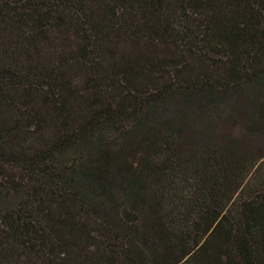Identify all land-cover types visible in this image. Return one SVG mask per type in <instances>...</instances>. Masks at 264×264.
Returning <instances> with one entry per match:
<instances>
[{"label": "trees", "instance_id": "16d2710c", "mask_svg": "<svg viewBox=\"0 0 264 264\" xmlns=\"http://www.w3.org/2000/svg\"><path fill=\"white\" fill-rule=\"evenodd\" d=\"M239 98L264 122V0H0V264H264Z\"/></svg>", "mask_w": 264, "mask_h": 264}, {"label": "rangeland", "instance_id": "374dc122", "mask_svg": "<svg viewBox=\"0 0 264 264\" xmlns=\"http://www.w3.org/2000/svg\"><path fill=\"white\" fill-rule=\"evenodd\" d=\"M195 66L192 67L191 73H201L205 72L211 66L209 65V59L204 57H195ZM203 61V66L201 62ZM208 66L206 65V63ZM197 65V66H196ZM169 78L168 76L166 77ZM248 111H251V107L247 105L242 98L234 99L230 101V106L223 107L219 114H217V118H212L214 124H212V130L215 134H225L226 136H230L233 139H236L238 143L242 146L244 150H247L253 159H257L256 165H263L264 163V122L255 126L254 119L250 120L248 116ZM232 114L234 116L231 122L226 120L228 115ZM223 140V139H222ZM148 141H144L142 138H133L131 140V144L129 149L125 150L123 154L122 163L125 165L126 163L134 164V167H139L142 162V159L147 156L153 154V150H150L151 143ZM80 159V157L78 158ZM73 159H69L72 162ZM79 164L81 166L84 165L83 159L79 160ZM117 164L114 162L111 165V169H115ZM258 177H263L264 167H260ZM151 173L147 169H144V174L141 176L142 181H146L150 177ZM261 179V178H258ZM18 201L17 197H11L9 195L0 196V204L3 207H14L16 206V202ZM108 209L106 210V214H108ZM163 259L165 263L163 264H176L175 260L177 259L176 253H167L165 252L163 255Z\"/></svg>", "mask_w": 264, "mask_h": 264}]
</instances>
